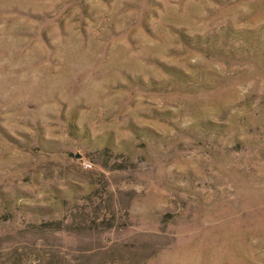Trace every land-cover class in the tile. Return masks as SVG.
Here are the masks:
<instances>
[{"label":"rangeland","instance_id":"rangeland-1","mask_svg":"<svg viewBox=\"0 0 264 264\" xmlns=\"http://www.w3.org/2000/svg\"><path fill=\"white\" fill-rule=\"evenodd\" d=\"M0 264H264V0H0Z\"/></svg>","mask_w":264,"mask_h":264},{"label":"bare ground","instance_id":"bare-ground-1","mask_svg":"<svg viewBox=\"0 0 264 264\" xmlns=\"http://www.w3.org/2000/svg\"><path fill=\"white\" fill-rule=\"evenodd\" d=\"M250 190V189H249ZM251 193V192H250Z\"/></svg>","mask_w":264,"mask_h":264}]
</instances>
